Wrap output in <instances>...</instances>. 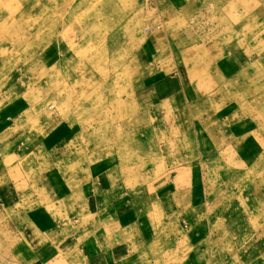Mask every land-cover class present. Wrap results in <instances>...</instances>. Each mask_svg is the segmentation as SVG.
I'll return each mask as SVG.
<instances>
[{
  "label": "rangeland",
  "instance_id": "rangeland-1",
  "mask_svg": "<svg viewBox=\"0 0 264 264\" xmlns=\"http://www.w3.org/2000/svg\"><path fill=\"white\" fill-rule=\"evenodd\" d=\"M263 49L264 0H0V141L32 149L40 211L83 209L107 171L134 221L264 264ZM16 240L0 219V264Z\"/></svg>",
  "mask_w": 264,
  "mask_h": 264
},
{
  "label": "crops",
  "instance_id": "crops-1",
  "mask_svg": "<svg viewBox=\"0 0 264 264\" xmlns=\"http://www.w3.org/2000/svg\"><path fill=\"white\" fill-rule=\"evenodd\" d=\"M5 114L12 117L7 110ZM23 144L0 141V219L7 222L15 240L19 239L10 250L23 264H207L203 249L192 244V233L164 214L154 210L149 226L138 220L139 213L134 221V214L121 205L123 200L108 193L113 190L107 171L90 169L86 204L79 209L88 213V220L80 221L79 210L69 216L62 210L54 214L40 211L48 197L42 194L36 201L40 205H33V172L40 168L27 162L33 152ZM47 176L41 174L35 180L43 186ZM100 202L112 208L116 204L119 211L105 212ZM158 215L167 219L163 227L154 224Z\"/></svg>",
  "mask_w": 264,
  "mask_h": 264
},
{
  "label": "bare ground",
  "instance_id": "bare-ground-1",
  "mask_svg": "<svg viewBox=\"0 0 264 264\" xmlns=\"http://www.w3.org/2000/svg\"><path fill=\"white\" fill-rule=\"evenodd\" d=\"M263 1V0H262ZM247 2H249V1H247ZM244 3H246V2H244ZM256 4V3H255ZM255 4H253V5H255ZM258 5V4H257ZM234 7V6H233ZM262 9V8H261ZM244 10V9H243ZM244 11H246V10H244ZM247 12V11H246ZM241 13V12H240ZM248 14V13H247ZM241 15V14H240ZM249 17V16H248ZM251 17H253V16H251ZM229 18V17H228ZM241 18V17H240ZM254 18V17H253ZM246 21H247V19H246ZM248 24H249V22H248ZM247 28H249V27H247ZM262 35V34H261ZM240 37V36H239ZM261 43V42H260ZM261 45H262V43H261ZM264 50V49H263ZM263 53V52H262ZM263 75V74H262ZM259 87V86H258ZM258 87H256V88H258ZM107 137V136H106ZM107 139H108V137H107Z\"/></svg>",
  "mask_w": 264,
  "mask_h": 264
}]
</instances>
